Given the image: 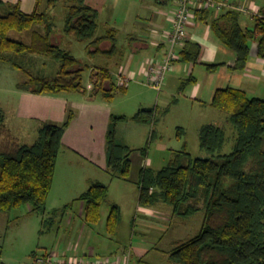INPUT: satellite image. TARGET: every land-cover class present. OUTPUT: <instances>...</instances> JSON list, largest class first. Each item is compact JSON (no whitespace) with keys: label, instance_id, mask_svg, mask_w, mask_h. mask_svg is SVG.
Segmentation results:
<instances>
[{"label":"trees","instance_id":"obj_1","mask_svg":"<svg viewBox=\"0 0 264 264\" xmlns=\"http://www.w3.org/2000/svg\"><path fill=\"white\" fill-rule=\"evenodd\" d=\"M58 1L37 0L32 12L23 10L19 2L0 1V61L9 62L26 73L27 79L17 84L20 89L39 94H86L89 91L84 76L87 66L55 40L57 24L53 9ZM66 2L64 32L86 42L89 53L112 54L116 50V31L109 29L105 35L96 36L98 9L86 0ZM197 12L201 18L206 17V12L208 15L206 10ZM214 16L212 27L216 36L237 54L234 68L247 66L250 42L257 34H260L258 53L264 57V15L257 18L252 30L243 27L241 12L234 9H224ZM11 31L21 38L10 36ZM105 39L112 43L108 50L100 46ZM201 51L198 42L188 40L179 51V59L196 63ZM27 55L52 57L59 61V68L52 76L37 73L23 62ZM207 66L213 70L217 65ZM117 80L107 67L92 70L94 90L107 100L112 101L117 92L127 91L128 86L119 85ZM189 80L183 83L184 88ZM106 82H109L108 88ZM212 105L228 113L236 130L233 150L220 153L228 139L223 127L213 123L202 125L200 146L213 156L190 157L183 163V154L188 153L185 148L177 150L176 157L160 169L144 165L139 175L140 204L153 206L164 202L182 217L204 211L200 231L172 249L175 264H264V98L227 87L216 91ZM168 111L169 108L161 110L159 106H151L140 108L132 116L111 115L106 135L107 170L111 176L131 175L133 153L139 151L147 155L156 134L153 128L145 146L131 148L119 138V123L133 120L156 125L160 116ZM76 115V110L69 107L64 121H44L36 141L28 144L14 138L6 125V112L0 105V211H12L25 204L34 210L45 209L64 144L63 136ZM183 131L184 128L179 127L178 135L182 136ZM108 192V184L93 180L81 194L86 222L96 223L101 219ZM118 219L119 208L114 204L107 222L113 232ZM37 254L34 250L32 257Z\"/></svg>","mask_w":264,"mask_h":264},{"label":"rangeland","instance_id":"obj_2","mask_svg":"<svg viewBox=\"0 0 264 264\" xmlns=\"http://www.w3.org/2000/svg\"><path fill=\"white\" fill-rule=\"evenodd\" d=\"M44 3L46 2H43L42 9L45 7ZM53 14L57 24L56 34L67 37L62 43L63 47L71 50L87 66L84 76L85 82L88 83L91 67L102 58L91 57L86 48V42L64 32L67 14L65 0H59ZM10 36L21 38V35H17L15 31H11ZM158 56L155 59L160 57ZM22 61L21 58L20 62ZM23 62L35 72L51 76L57 72L60 65L56 59L41 55H27ZM112 68L116 70L114 66ZM26 79L27 75L23 70L15 68L9 62L0 61V100L7 109H11L8 111L10 121L13 118L17 98L10 94L8 89L16 88L20 81ZM181 83L178 86L174 83L166 86L164 83L161 90L148 83L153 89L147 88L146 93H139L141 97L136 94L128 95L118 92L112 101L116 103L115 106L119 110L129 114L139 109L140 102H143L144 106L161 103L160 109L163 110L165 108L163 104L169 102L173 104L172 101L176 97L180 98V101L178 106L162 114L156 125L141 123L146 125L142 126L147 127L146 133H140L142 134L140 143H133L132 146H145L153 128L156 129V134L149 144L147 155H141V152L137 151L139 156L144 158L133 153L132 172L127 177H113L108 170L99 167H95L93 174L89 175L90 167L71 158V153L61 156L62 163L58 168L56 183L48 196L44 210H34L31 205L25 204L12 211H0V256H3V260L6 258V262L9 261L8 264H31L34 250L39 254L49 251L63 257L77 256L102 260L106 257H117L126 248L140 243L150 252L140 262L139 258L134 256L135 263L175 264L171 258L172 249L178 242L187 240L200 231L205 213L200 210L188 217H182L174 213L171 205L164 202L151 208L140 204L139 175L142 159L143 166L160 169L176 157L177 150L185 148L188 153L183 154L181 160L183 163H187L190 157L213 156L200 146V128L207 123L217 124L226 131L228 139L220 151L221 154L230 153L233 150L237 135L228 113L210 105H200L195 100L194 104L192 100L178 94ZM91 87V92H94V86ZM173 88V94L166 91ZM261 97L264 98V95ZM125 123L129 125L127 126L129 128L128 131H124V128L121 130L122 139L124 137L122 133L125 135L139 133L130 128L138 125L136 123L139 122L126 120ZM120 124L121 122L118 130ZM179 127L184 128L182 136L178 135ZM28 134L26 132L20 134L21 141L33 144L38 137V129L30 132L29 136ZM217 154L218 152L215 153ZM89 176L100 178L102 182L109 185L108 197L102 206V217L96 223L86 222L85 202L80 199L81 194L90 186L87 182ZM114 204L119 208L118 226L115 232L111 231L107 224Z\"/></svg>","mask_w":264,"mask_h":264},{"label":"crops","instance_id":"obj_3","mask_svg":"<svg viewBox=\"0 0 264 264\" xmlns=\"http://www.w3.org/2000/svg\"><path fill=\"white\" fill-rule=\"evenodd\" d=\"M3 1L12 3L19 2L22 9L26 12H32L37 4V0ZM229 1L250 9V13L239 11L241 12V23L245 28L254 29L257 18L264 15V0ZM86 2L99 11L97 37L105 35L109 29H115L116 31V50L112 54L103 52L89 53L93 58H102L101 61H97V64L91 67V73L96 67H107L113 74L115 80H117L120 75L128 76L131 83L129 82L130 85H128L127 91L123 92L128 95L136 94V96L141 97L139 93H146L147 88L152 90V85L149 86L147 83L148 68L151 63L158 60L155 59V57H157V55L161 56L160 54H162L165 49L177 7L176 0H86ZM65 5L67 8L66 0ZM224 9L231 8L225 7ZM196 10L208 11V15L206 12L205 18H201V16L197 14V11H193V16L188 25V40L198 42L201 45L202 51L200 59L196 63L183 62L180 59L177 60L174 68L166 74L164 82L166 86L173 83L178 86V84L182 82V86L178 89V94L186 99L192 100L194 104L195 101H197L200 105H210L212 107H214L212 101L215 93L221 88H240L245 90L249 96L259 95L257 97H261L264 95V57H261L258 53V38L260 34H257L250 42L251 53L247 66L244 69H236L234 66L236 64L237 54L225 45L213 31L212 22L215 18L214 15H218L219 13H216L210 8ZM64 39H67V37L55 34V40L59 43L62 44ZM185 43L186 42L179 47V51L182 50ZM111 45L112 43L109 39L100 42L102 50L110 49ZM209 64H215L217 66L211 70L209 66H207ZM113 66L116 70L112 68ZM191 77L192 80H189ZM144 79H146V81ZM186 80L190 82L184 88L183 83ZM86 85L89 90L86 94L79 92L39 94L20 89L18 86L13 89L10 88L8 89L9 93L17 98L11 121L8 112L11 111V109H7L0 100V105L6 112V125L14 138L20 142H22L20 134L26 132L29 133V136L30 132L34 131V129H39L44 121H64L69 107L76 110L77 115L67 127L63 136L64 144L57 160L52 189L56 183L59 165L62 163L60 158L61 156H65L68 152L71 153V158H74L79 163L81 162L84 166L87 165L90 167L91 173L89 175L93 174L95 167L107 170L106 135L113 113L132 116L142 107L162 106L161 103H156L155 105L145 104L144 106V104H142L143 102H140L139 109L135 113L129 114L128 112L119 110V108L115 106L116 103L107 100L100 92L98 93L96 90L91 92V86L94 85L91 81V74ZM105 87H109V82L105 83ZM166 91L173 94L172 91H174V88ZM179 101L180 98L176 97L172 101L173 104L169 102L163 105H165V108H169L170 111L172 110L171 108L179 105ZM125 124V121H123L119 126L118 134L120 139H122L121 130L124 128V131H126L129 128L127 127L129 125ZM136 124L138 125H134L130 128H133L134 131H139L138 134L125 135L122 133L124 135L123 139H125V141L123 139L122 141L131 148H140V146L134 147L132 145L133 143H140L142 137L140 133H144L147 128L142 127L146 125H142L141 123ZM161 144L165 146L163 143ZM134 153L139 156L140 152L138 153L136 151ZM139 157L144 158L143 156ZM143 164L144 162L142 159L140 165L143 167ZM93 180L101 181L100 178L97 177L89 176L87 178L89 184ZM153 206H149V208ZM149 214H151V212H149ZM126 249L125 251L131 250L133 257H138L139 262L150 252L145 245L140 243ZM118 253L119 252H117V254ZM3 259V256H0V264H8L7 262L9 261L6 262V258L5 260Z\"/></svg>","mask_w":264,"mask_h":264},{"label":"built area","instance_id":"obj_4","mask_svg":"<svg viewBox=\"0 0 264 264\" xmlns=\"http://www.w3.org/2000/svg\"><path fill=\"white\" fill-rule=\"evenodd\" d=\"M176 11L173 17L172 26L169 31L167 43L163 53L158 60L151 63L148 68L147 81L153 87L161 90L166 74L174 68L175 62L179 60V47L188 40V25L196 9L210 8L216 13L226 7L231 9L250 13V9L243 5H238L229 0H176ZM130 78L126 75H120L118 84L128 86ZM31 264H136L133 261L131 250H127L117 257H106L102 260L79 258L77 256L63 257L53 252L37 254L34 256Z\"/></svg>","mask_w":264,"mask_h":264}]
</instances>
